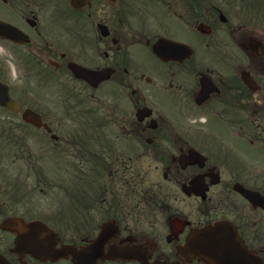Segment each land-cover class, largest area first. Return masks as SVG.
<instances>
[{
  "label": "flooded vegetation",
  "instance_id": "obj_1",
  "mask_svg": "<svg viewBox=\"0 0 264 264\" xmlns=\"http://www.w3.org/2000/svg\"><path fill=\"white\" fill-rule=\"evenodd\" d=\"M7 93L8 264H264V0H0ZM36 221L77 261L17 247Z\"/></svg>",
  "mask_w": 264,
  "mask_h": 264
},
{
  "label": "water",
  "instance_id": "obj_2",
  "mask_svg": "<svg viewBox=\"0 0 264 264\" xmlns=\"http://www.w3.org/2000/svg\"><path fill=\"white\" fill-rule=\"evenodd\" d=\"M76 3H82L84 1H89V0H75ZM0 104L4 107L10 108L13 106L11 102L4 100L2 97H0ZM35 115L31 112H26L24 119L29 122V123H36L35 125H39L36 121H34ZM38 118V117H35ZM28 228L31 229L32 231L36 232H42V231H48L44 225L41 223H33L30 225V227L25 228L22 232H20V239L18 246L23 245L25 246V249L29 251L30 253L34 254L37 258L41 260H51V261H57L59 258L62 257L63 255V250L62 249H56L55 248V234L51 233V238H52V243L50 244L49 241L47 240V243H45L42 240H39L36 238L35 240L29 239L28 237ZM34 241V243L32 242ZM73 255V261L76 262V257L75 254L72 253ZM240 261H234L233 264H258L255 259L248 253H238ZM0 264H6V261L0 257Z\"/></svg>",
  "mask_w": 264,
  "mask_h": 264
},
{
  "label": "rangeland",
  "instance_id": "obj_3",
  "mask_svg": "<svg viewBox=\"0 0 264 264\" xmlns=\"http://www.w3.org/2000/svg\"><path fill=\"white\" fill-rule=\"evenodd\" d=\"M52 181L53 182H60L59 176L54 175L52 176ZM45 197L43 194H37L35 198V203L36 207L39 209H43L45 206ZM58 201H59V196L56 195V191H52V196H51V205H52V210H54V207H58ZM52 225L55 226V223H52Z\"/></svg>",
  "mask_w": 264,
  "mask_h": 264
}]
</instances>
